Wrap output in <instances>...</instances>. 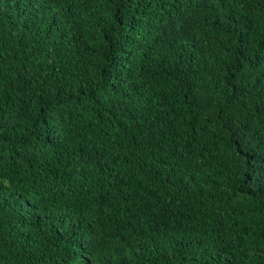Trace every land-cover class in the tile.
I'll return each mask as SVG.
<instances>
[{
    "label": "trees",
    "instance_id": "16d2710c",
    "mask_svg": "<svg viewBox=\"0 0 264 264\" xmlns=\"http://www.w3.org/2000/svg\"><path fill=\"white\" fill-rule=\"evenodd\" d=\"M0 264H264V0H0Z\"/></svg>",
    "mask_w": 264,
    "mask_h": 264
}]
</instances>
